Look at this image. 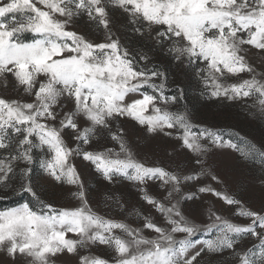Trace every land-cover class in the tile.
<instances>
[{
    "label": "snow or ice",
    "instance_id": "6c2138e0",
    "mask_svg": "<svg viewBox=\"0 0 264 264\" xmlns=\"http://www.w3.org/2000/svg\"><path fill=\"white\" fill-rule=\"evenodd\" d=\"M257 62L264 0H0V189L31 196L0 210V264H264V131L228 123L264 126Z\"/></svg>",
    "mask_w": 264,
    "mask_h": 264
},
{
    "label": "rangeland",
    "instance_id": "374dc122",
    "mask_svg": "<svg viewBox=\"0 0 264 264\" xmlns=\"http://www.w3.org/2000/svg\"><path fill=\"white\" fill-rule=\"evenodd\" d=\"M81 27H83V26H81ZM117 27H118V33L117 34L121 37L122 42L125 44V46H127L129 48H134V47L140 46L139 43L136 41V38L134 37V33H133L131 27L124 28V27H119V25ZM89 30L94 31V29H91V28ZM115 30L116 29H114V31ZM96 34L99 35V33H96ZM256 66H257L258 71L264 70V69H261L259 67L258 62L256 64ZM173 72L176 73V76L178 79H181V80L185 79L182 72H178L176 69H173ZM245 78H248V77H245ZM226 82H233V81L228 80ZM186 83L189 85V90H191L192 86L202 87V85H198L196 83V80L194 78H192L191 76L187 77ZM3 91H5V90L3 89L2 86H0V92H3ZM147 91L150 92L151 90L148 89ZM8 93L14 95V93L11 92V89L8 90ZM169 110L170 111H176L175 108H170ZM230 111H232L234 113V118L231 119L230 121H228V123L231 126L237 127L238 130L240 129L241 131L245 132L246 134H248L250 136H254L257 138L260 137L262 131H264V126H262L259 121L255 122L253 124H249V123L245 122V120L243 119L245 113L241 109L234 108V109H231ZM236 113H239V115H235ZM146 114H150V113H146ZM65 141H66V143L69 142L67 137H65ZM137 143H138V141H137ZM237 143L239 144V147L242 150H246L247 146L245 144L239 143V141H237ZM72 147H75V144H72ZM109 147H113V145H109ZM140 148H141V154H143V151H145L144 146L140 145ZM117 150H118V148H117ZM234 155L238 156L239 153L238 152L234 153ZM33 175L39 176L42 174H40L38 172H34ZM87 183H88L89 193L90 194L95 193L97 191V189H96L97 177L93 174L91 169H88ZM36 186H37V189L40 191V194L42 197L56 201L58 206L60 204L67 203V198L60 196V192H59L58 188L53 187L52 185L47 184L42 180H38ZM110 188L116 189V193L114 195L117 198L120 196V194H123L126 199H130L133 201L138 200L137 197H133L131 195V193L134 191V189H131V188L122 189L121 186H118V185L110 186ZM156 191H159L158 185L155 189H151L149 194H154ZM30 200H31L30 194H27V193L15 194V193L8 192V194L5 195L4 190L0 189V210H4L7 208H11V207H16V206H18V204L24 203V202H27ZM250 202L255 203L257 206H259V194L256 193L255 198ZM143 203L144 202L141 201V202H139V204H135V206L129 207L128 211L126 213H124L118 217H112V218L120 219L122 222H125L132 227H139L141 224L142 216L143 215H151V212H149L146 207H142ZM137 213H141V215L138 216ZM157 215H159V214H157ZM226 218L234 219L232 217H227V216H226ZM161 219H162V217H161ZM205 219H207V217H205ZM71 235L72 234H69V236H71ZM201 238L207 239V238H210V236L204 235ZM243 246L244 245L242 244L241 247H243ZM249 246H250V244H249ZM94 254L99 255L102 258H108V255L106 254V252L103 248L95 249Z\"/></svg>",
    "mask_w": 264,
    "mask_h": 264
},
{
    "label": "trees",
    "instance_id": "16d2710c",
    "mask_svg": "<svg viewBox=\"0 0 264 264\" xmlns=\"http://www.w3.org/2000/svg\"><path fill=\"white\" fill-rule=\"evenodd\" d=\"M30 38V37H29Z\"/></svg>",
    "mask_w": 264,
    "mask_h": 264
}]
</instances>
